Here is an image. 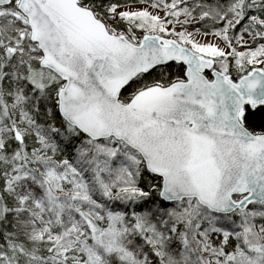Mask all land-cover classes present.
I'll list each match as a JSON object with an SVG mask.
<instances>
[{
  "label": "snow or ice",
  "instance_id": "snow-or-ice-1",
  "mask_svg": "<svg viewBox=\"0 0 264 264\" xmlns=\"http://www.w3.org/2000/svg\"><path fill=\"white\" fill-rule=\"evenodd\" d=\"M0 264H264V0H0Z\"/></svg>",
  "mask_w": 264,
  "mask_h": 264
}]
</instances>
